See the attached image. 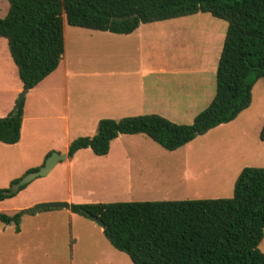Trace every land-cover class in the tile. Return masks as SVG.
Here are the masks:
<instances>
[{
	"label": "rangeland",
	"instance_id": "obj_1",
	"mask_svg": "<svg viewBox=\"0 0 264 264\" xmlns=\"http://www.w3.org/2000/svg\"><path fill=\"white\" fill-rule=\"evenodd\" d=\"M8 8V0H0V17L5 16ZM63 25L64 58L73 73L69 113H143L120 108L108 110L95 104L136 101L143 94L141 90H145L156 99L169 95L182 99V108L164 113H176L168 118L173 122L190 124L214 97L215 71L227 28L223 19L199 12L141 24L128 35L88 30L74 36L71 33L74 28L65 19ZM3 48L9 53L6 39L0 38V49ZM77 82L82 85L73 88L72 84ZM32 95L24 97L23 106L33 113H45L44 106L34 104L37 97L32 99ZM43 98L44 95L40 96V102ZM15 104L16 101L11 111ZM0 108L7 112V105L2 104ZM59 109L46 108L48 113H57ZM91 122L86 121L87 126L75 132L71 119L72 140L90 136ZM53 123L55 128H47L40 141L36 139L30 157H20L21 148L7 152L4 166L0 168V184L4 182L3 176L15 175L20 179L27 174L31 167L24 166L32 164L46 145L56 143L58 147L65 143L62 125ZM263 123L264 78H259L252 87L248 108L231 122L197 136L184 146L169 151L144 134H120L111 141L106 155L83 149L69 165L66 159L59 161L50 173L35 178L0 203V208L26 205L44 196L63 199L40 201L21 210L56 201L78 204L232 197L243 168L264 166V141L259 136ZM45 125L48 124L42 123L41 127ZM50 152L64 153L61 147ZM56 209L25 213L18 231L14 224L7 226L0 222V264H94V260L99 261V248L90 246L82 231L86 224L95 225L96 231L100 225L81 215L70 220L64 212H51ZM75 235L82 236L73 246ZM102 240L108 249L132 264L126 253L113 249L103 236ZM259 248L264 252V238Z\"/></svg>",
	"mask_w": 264,
	"mask_h": 264
},
{
	"label": "trees",
	"instance_id": "obj_2",
	"mask_svg": "<svg viewBox=\"0 0 264 264\" xmlns=\"http://www.w3.org/2000/svg\"><path fill=\"white\" fill-rule=\"evenodd\" d=\"M8 2L7 13L0 17V37L7 40L27 90L59 65L64 53V19L70 26L117 34H129L142 23L199 12L227 22L215 71L214 97L192 123H176L156 113L102 118L93 136L71 141L67 157L84 148L106 155L111 141L120 134H144L164 149L176 150L234 120L251 104L255 81L264 78V0ZM22 107L23 101L17 113L11 111L0 117V142L19 141ZM259 136L264 141V123ZM9 191L10 187L0 188V201L15 195ZM69 209L86 218L98 217L105 225L107 240L126 253L133 264H264V252L259 248L264 238V166L243 168L232 197L71 203ZM25 213L0 212V222L14 224L18 231Z\"/></svg>",
	"mask_w": 264,
	"mask_h": 264
},
{
	"label": "crops",
	"instance_id": "obj_3",
	"mask_svg": "<svg viewBox=\"0 0 264 264\" xmlns=\"http://www.w3.org/2000/svg\"><path fill=\"white\" fill-rule=\"evenodd\" d=\"M178 18V17H177ZM174 19V18H172ZM171 20V19H169ZM164 21V20H163ZM159 22V21H156ZM152 23V22H150ZM142 24H147V23H142ZM141 26V24H140ZM140 26L137 28L139 29ZM74 29H71V33L74 36H80L84 34L85 32H89L88 30L92 31H99V32H109V31H101V30H93V29H88V28H81V27H76L72 26ZM137 29H135L133 32H135ZM63 32H64V53L61 58V61L57 68L51 72L47 77H45L41 82H39L36 86L33 88L27 90L25 96L27 94H33L32 99L37 97L36 101L33 100L34 104L38 105V107L44 106L45 113H33L27 110L24 106L22 107L23 110V115H22V124H21V131H20V139L17 143L15 144H5L3 142H0V168L4 166V161L6 160L5 156L7 155V152L9 150H19L21 148L22 150L19 152L20 157H30L31 153L34 151V145L37 141H40L42 136L47 132V128L50 130V128L54 127L56 125L53 123V121H57L58 124L62 125L61 133L62 136H64L65 143L62 145H59L61 149H63L64 153L67 152L69 144L72 141V138L70 137L71 134V125H69L71 119L74 121V131H82L85 126H87L86 121H92V126L89 129L91 135L93 136L96 133L97 130V124L98 121L102 118H112V119H120L123 117H128V116H136V115H141V114H148V113H156L159 114L165 118H171V114H176V113H164L166 112H176L181 107V102L183 101L182 99L175 98L172 96H164V97H158V99L150 97L147 92H144L145 90H141V98L136 101H127L126 103L122 104H117L115 101L111 102H106L102 101L100 103L101 106L98 104H95L97 107H103L104 109L108 110H116L117 108H120L123 111H145L143 113H69L68 110V100H69V95L71 93L70 90V78L73 77V73L70 71L68 68V65L65 61V30L63 27ZM131 32V33H133ZM112 33V32H111ZM129 33V34H131ZM89 34V33H86ZM117 34V33H113ZM120 35H128V34H120ZM2 38V37H0ZM5 39V38H4ZM7 41V40H6ZM9 50V49H8ZM214 70V69H213ZM145 74H149L145 72ZM12 82V83H11ZM184 84V83H183ZM73 88L76 86H81L82 84L77 82L75 84H72ZM157 85H160V83L157 82ZM23 84L19 78L18 75V68L16 64L14 63L10 51L9 53L6 52V50L0 49V107L2 104L7 105V112H2L0 108V117H5L9 114V112L13 109L14 103L16 101V97L18 93L23 90ZM44 98L40 102V96H43ZM56 95L58 97H56ZM152 99L158 101V103H155L154 101L152 102ZM104 104V105H103ZM108 105V106H105ZM192 104L191 99H189V106ZM184 108H186V105L184 104ZM58 108L62 107L61 110L57 113H48L46 108ZM31 108L33 109V106L31 105ZM103 109V108H101ZM108 115V116H107ZM112 115H117V116H112ZM169 115V116H168ZM47 121V122H44ZM45 123L48 125H45L44 127H41V124ZM50 124V125H49ZM55 128V127H54ZM27 135L29 137V140H27ZM60 135V132H59ZM74 140V139H73ZM57 147L56 143H50L46 145L44 148L39 150V154L37 159L33 161L32 164H27L26 167L24 168L28 169L27 167H40L43 165L45 159L47 158L48 152L54 150V149H60V147ZM87 149V148H84ZM83 149L78 150L72 157H66V160H68V165L70 164L72 160L76 157L79 152H81ZM9 153V152H8ZM14 160V158L12 159ZM14 162V161H13ZM31 165V166H30ZM14 166V165H12ZM10 168H14V167ZM56 167V165H55ZM5 169V168H3ZM30 169V168H29ZM52 171V170H51ZM50 171V172H51ZM49 172V173H50ZM5 173V172H4ZM3 173V175H4ZM17 175V174H16ZM69 177V176H68ZM4 182L0 184V187H9L10 182L13 179H16L15 175L10 176L8 178H5V176L1 177ZM69 180V179H68ZM51 199H63L61 196H44L42 198H37L30 203L26 205H15L13 207L9 208H0V212H7L10 214H13L16 211H19L25 207H28L31 204H35L40 201H48ZM6 200V199H5ZM5 200L0 201V203L4 202ZM70 201V200H69ZM64 210V211H61ZM51 212H64L65 214L68 215L69 219L72 220L75 216H78V214L72 212L69 208H57L56 211H51ZM53 213V214H54ZM80 216V215H79ZM23 217V216H22ZM22 220V218H21ZM5 225V224H3ZM12 225V224H9ZM8 226V225H7ZM98 231H96L95 225H89L86 224L83 227V238H86L89 241V245L95 248H99L100 253L99 256L100 258L99 261L101 264H129L128 261L125 259L120 258L118 255H116L113 251L108 249L107 245L104 243L102 240L105 238L104 233H103V228L100 226L98 227ZM82 236V235H81ZM81 236L80 235H75L72 237V243L73 246L77 245L79 241H81ZM107 242L110 244V242L107 240ZM110 246L115 249L111 244ZM102 249V250H101ZM117 250V249H115ZM119 251V250H117ZM121 252V251H120ZM99 261L94 260V264H99ZM131 261V260H130ZM132 262V261H131ZM133 264V262H132Z\"/></svg>",
	"mask_w": 264,
	"mask_h": 264
},
{
	"label": "water",
	"instance_id": "obj_4",
	"mask_svg": "<svg viewBox=\"0 0 264 264\" xmlns=\"http://www.w3.org/2000/svg\"><path fill=\"white\" fill-rule=\"evenodd\" d=\"M27 92V89H23L22 92L20 93L19 97L16 100L15 104V109L14 112L17 113L21 103L25 97V94ZM67 155L66 153H58V152H53L51 153L44 161L43 165L40 166L37 170L35 171H30L27 174H25L23 177H21L17 182H14L11 185L10 188V193L15 194L18 191H20L21 187L24 185H27L30 183L32 180L39 176H45L47 175L54 167L55 165L61 161L66 159ZM70 203L69 202H63V201H56V202H47V203H39L36 204L35 206L26 209L27 212L29 213H38L40 210L43 209H49V208H69ZM91 219H93L98 225H100L102 228L105 227L104 223L96 216L89 215Z\"/></svg>",
	"mask_w": 264,
	"mask_h": 264
}]
</instances>
